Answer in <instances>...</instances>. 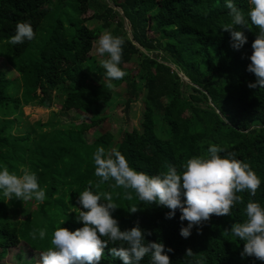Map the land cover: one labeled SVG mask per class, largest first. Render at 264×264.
Here are the masks:
<instances>
[{
    "label": "trees",
    "instance_id": "obj_1",
    "mask_svg": "<svg viewBox=\"0 0 264 264\" xmlns=\"http://www.w3.org/2000/svg\"><path fill=\"white\" fill-rule=\"evenodd\" d=\"M234 2L247 17L248 0ZM49 4L48 0H0V57L7 58L20 83L18 95L8 92V81L0 74V169L7 166L19 175L27 167L46 192L41 203L8 201L0 190V264H36L39 254L51 246L55 228L82 227L76 221L80 207L76 202L90 181L94 193L112 194L118 206L112 215L121 230L138 223L152 233L145 236L146 243L162 242L173 249L167 253L171 264H264L254 257L241 259L243 242L228 230L246 219L249 201L264 207V88H249L256 78L246 70L259 29L249 22L250 30L243 29L247 43L234 50L230 33L220 29L231 22L225 0H54L59 10L68 6L69 15L63 19L60 13L54 19L35 59H20L32 40L10 44L16 24L29 22L36 35ZM89 21L96 26L88 28ZM111 26L122 30L117 34L125 40L120 67L127 75L112 81L109 88L89 52L97 31ZM132 57L135 67H123ZM121 83L124 110L141 99L136 138L125 132L120 144H112V135L105 132L88 143L81 129L60 123L52 112L28 131L15 133L14 115L20 117L30 103L49 109L57 91L62 98L59 111H91L105 106L112 88ZM100 121L91 120L87 128ZM111 144L130 167L150 176L166 172L168 165L179 173L187 159L206 155L215 144L248 163L261 185L255 196L238 193L244 203H238L231 216H212L199 226V234L194 226L191 235L183 238L180 228L187 227V221H180L179 210L166 219L167 208L143 203L135 192L132 200L125 199V191L131 190L110 187L112 180L96 187L100 178L94 174L93 153L101 146L108 153ZM132 206L139 210L129 213ZM34 229H45V238L33 240L29 233ZM112 246L105 248L99 264H122L109 254ZM186 249L193 254L185 255ZM6 256L8 262L2 263ZM149 260L150 255L140 264Z\"/></svg>",
    "mask_w": 264,
    "mask_h": 264
},
{
    "label": "clouds",
    "instance_id": "obj_2",
    "mask_svg": "<svg viewBox=\"0 0 264 264\" xmlns=\"http://www.w3.org/2000/svg\"><path fill=\"white\" fill-rule=\"evenodd\" d=\"M247 17L234 0H225L229 10L230 23L223 24L220 29L230 33V47L239 50L247 37L243 29L251 25L259 29L258 35L251 44L252 53L247 59L250 63L246 70L256 80L249 83V88H264V0H248ZM239 29V30H237ZM35 38V32L29 22H18L15 34L9 38L12 45L23 44ZM123 37L114 36L105 31L98 39L96 52L107 56L101 61L111 88L112 81L123 79L127 73L120 67L123 55ZM223 153V155H221ZM95 171L100 178V185L109 180L114 181L112 188H123L124 198L132 200V192L146 204H157L167 208L166 219H172L177 210L180 221H187V227L180 228V235L188 238L194 226L200 233L199 226L208 222L212 216H231L232 209L244 200L238 193L248 192L255 196L260 188L261 179L250 165L237 158L234 151L212 144L206 155L194 156L182 165L183 171H177L174 165H168L167 171L157 175H148L130 167L126 157L116 148L106 153L104 147H98L93 153ZM21 174L10 172L7 166L0 169V190L8 201L18 199L22 202L35 200L44 202L46 192L40 187L38 176L27 167H22ZM89 187L78 197L76 221L82 227L70 231L65 227H57L52 232L51 246L39 254L36 264H99L104 257V250L111 243L109 254L119 258L122 264H140L150 255L149 264H171L168 252L162 242H145V236L152 233L142 230L137 223L131 229L121 230L119 222L112 215L118 208L110 192L94 193ZM183 197V199H182ZM138 206H132L129 213L137 212ZM246 219L235 222L228 229L234 237L243 242L241 259L254 257L264 261V207L258 202L249 201L245 207ZM64 223V222H63ZM29 236L35 240H43L45 229H34ZM107 239H103V238ZM191 249L185 255L191 256Z\"/></svg>",
    "mask_w": 264,
    "mask_h": 264
},
{
    "label": "rangeland",
    "instance_id": "obj_3",
    "mask_svg": "<svg viewBox=\"0 0 264 264\" xmlns=\"http://www.w3.org/2000/svg\"><path fill=\"white\" fill-rule=\"evenodd\" d=\"M50 10L47 12L44 19L39 23L37 27V33L35 38L28 44L25 52L20 56V59L25 61L35 59L37 52L41 45L44 43L51 25L54 19L61 13V18L65 19L66 15H69V7L67 6L63 10L57 9L54 5V0H48ZM125 23V22H124ZM88 28H94L96 23L89 21L86 23ZM123 30H126L125 24H123ZM111 32L112 35L117 36L118 33L122 32L121 29H117L113 26L106 30L97 31L93 37L91 50L89 56L95 60L97 65L102 69L104 79L105 71L101 67V61L106 59L107 56L101 57L97 52V42L99 37L105 32ZM6 57H0V74H3L4 78L8 81V92L18 95L20 93V83L16 71L8 64ZM135 57H132L127 68L135 67ZM123 91L124 85H120L112 88V96L109 102L102 107H95L91 111H59L61 96L56 91L52 94V105L49 109H42L35 103L28 104L27 107L22 108V114L14 115V119L17 120L16 126L17 130L15 133L22 134L29 130L30 126L37 120L42 119L44 121L48 118L49 114L52 112L55 114V119L62 124H67L75 129L82 130V136L84 140L88 143L92 142L97 136L102 133L108 132L112 135V144H120L122 140V135L128 132L133 138H136L138 132V124L140 119L141 110V99H139L130 104L127 110L123 108ZM93 119H100L99 125L94 128H87V124ZM156 127H158L156 125ZM224 141L223 137L220 138ZM112 144L109 146L108 151L112 149ZM9 256L2 259V263L8 262ZM39 260V259H37Z\"/></svg>",
    "mask_w": 264,
    "mask_h": 264
},
{
    "label": "water",
    "instance_id": "obj_4",
    "mask_svg": "<svg viewBox=\"0 0 264 264\" xmlns=\"http://www.w3.org/2000/svg\"><path fill=\"white\" fill-rule=\"evenodd\" d=\"M125 24V23H124ZM125 28H126V32H127V35H128V37L130 38L131 37V35H130V33H129V31H128V28H127V26H126V24H125ZM179 76L186 82V83H188L189 84V82H188V80L187 79H185L184 77H182L180 74H179Z\"/></svg>",
    "mask_w": 264,
    "mask_h": 264
}]
</instances>
